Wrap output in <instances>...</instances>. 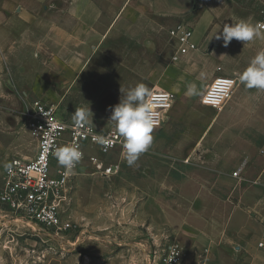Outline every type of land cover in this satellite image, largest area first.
Returning <instances> with one entry per match:
<instances>
[{
	"label": "crops",
	"instance_id": "crops-1",
	"mask_svg": "<svg viewBox=\"0 0 264 264\" xmlns=\"http://www.w3.org/2000/svg\"><path fill=\"white\" fill-rule=\"evenodd\" d=\"M13 1L15 3L11 0H0V76L8 59L18 55L20 59L24 58L19 52L20 46L26 41L28 44H40V58L48 66L51 57L58 58L55 56L57 50L58 55L63 52L65 59L68 56L66 51H74L69 56L68 65L75 69L73 71L76 74L84 58H88L87 52L90 50L86 48L82 51V43L93 44L99 41V36L106 35L115 26V21L119 23L129 10H135L138 15L151 13L158 18L182 22L174 29L185 24L192 26L193 40L198 50L181 56L180 61L171 67L170 74L174 85L170 86L169 91L174 96L189 97L186 94L189 85H194L199 93H205L213 80L221 75L239 80V74L248 67L258 52L264 50V36L246 44L233 39L228 47L223 46L222 39L211 40L217 32L222 33L225 24L238 23L241 20L256 23L264 0H63L68 5L66 10L59 9L62 0ZM113 2L120 6L110 14L108 6ZM105 14H108L110 21L101 35L97 27L103 24ZM35 27H41L40 39L38 32L34 34ZM83 32L89 36L83 38ZM50 43L57 48H51ZM74 73L71 72V76ZM220 111L221 121L229 124L230 130L264 132V90L248 89L240 82L230 101ZM228 145L233 146L232 148L251 147L253 153L244 154L247 151L242 153L239 149L225 150L220 147L221 149L214 150L215 157H201L200 161L238 162L233 173L241 174L247 170L246 174L249 173L252 178L247 185L241 176L235 177L225 172L226 168H211L192 163L191 155L172 158L173 161L163 172L155 164H150L151 159L143 158L133 174L136 176V182L131 183L134 194L131 190L128 193L129 198H136L138 201L137 218L132 216L131 228L136 225L141 228L148 223L145 230L152 233L155 228L164 226L180 237L186 245L194 247L200 245L199 242L205 247L214 248L216 245L234 243L240 248L242 256L248 259L251 258L249 254L252 247L254 252H260L257 242L264 236V171L260 172L254 164L264 162V139L259 142L236 138ZM18 154L16 157L33 160L37 147L33 158L24 156L21 151ZM94 154L96 152L90 150L89 155ZM89 155L82 162V172L79 171L77 179L85 171H88V175L106 178L91 163ZM119 174L118 172L113 176ZM79 193L80 190L74 185L73 199ZM89 193L96 196L101 194L100 191ZM75 219L81 221V216H76ZM73 221L77 226L74 234L48 235L37 225L22 224L0 211V230L20 231L22 235H29L37 242L42 239L43 243L49 245L73 249L81 259L84 249L86 252H95L98 259L113 260L126 255L137 259L139 254L145 257L148 254L149 247L143 239L128 244L123 242L124 244L115 248L113 243L120 242L119 239L115 240L107 234L99 235L91 229L82 228L79 221ZM78 229L81 230L77 232Z\"/></svg>",
	"mask_w": 264,
	"mask_h": 264
},
{
	"label": "rangeland",
	"instance_id": "rangeland-1",
	"mask_svg": "<svg viewBox=\"0 0 264 264\" xmlns=\"http://www.w3.org/2000/svg\"><path fill=\"white\" fill-rule=\"evenodd\" d=\"M11 2L15 3L13 0ZM67 6L63 1L59 9L66 10ZM119 6L118 3H110V14L117 11ZM130 8L133 9V4ZM108 19L110 17L105 14L102 21L104 25L97 27L101 35L110 21ZM116 23L117 20L106 35L99 36V41L93 44L82 43V51L86 48L90 50L87 52L88 58H84L76 74L73 71L75 69L68 65L69 56L74 52L71 50L64 51L68 55L66 59L63 52L58 55L57 50L55 56L58 58L51 57L48 66L40 58V44H28L26 41L20 46L19 52L24 58L20 59L16 52L17 57L8 59L0 76V181L5 165L12 157L19 155L18 151L31 158L35 154L37 143L27 128L28 114L33 102L52 105L57 108L59 115L69 120H73L76 108L90 109L92 113L88 123L105 132L116 130L115 123L110 121L112 109L123 99V94L137 84L144 83L149 88L170 92V86L174 85L170 69L177 64L173 57L179 51L178 41L171 31L182 22L158 18L151 13L138 15L135 10H129ZM186 25L192 28L190 24ZM35 28L34 34L38 32L40 39L41 27ZM82 36L87 38L89 34L83 32ZM53 46L55 45L50 43V47ZM71 72L75 75L71 76ZM205 76L206 73L203 78ZM203 95L200 92L199 95L189 97L175 96L172 108L165 114L161 126L154 129L152 146L133 166L127 164L122 155L123 148H118L106 158L108 163L119 166L118 176L103 178L88 175V171H85L75 179L72 186V200L68 211L72 220L79 221L75 218L81 216L79 223L82 228L119 239L121 243H113L115 248L143 239L149 247L146 257L139 254L137 259L127 255L113 260L98 259L95 252H86L84 249L81 259L73 249L65 250L58 245H49L43 243L42 239L37 242L29 235H22L20 231L1 229L0 264H158L151 253L155 248H163L174 240L185 251L184 264H264L261 253L254 252L253 247L249 254L251 258L248 259L242 256L240 248L234 243L216 245L214 248L205 247L199 242L200 245L194 247L186 245L180 237L164 226L155 228L152 233L145 230L148 223L141 228H137V225L131 228L132 218H137L138 201L136 198H129L128 193L131 190L134 194L131 183L136 182V176L133 174L143 158L151 159L150 164H155L163 172L173 161L172 158L191 155L190 161L198 166L226 168L224 171L232 175L238 162L202 163L201 157H215L214 150L221 148L239 149L242 153L247 151L244 154L253 153L251 147L232 148L228 144L236 138L259 142L264 139V132L230 130L229 124L221 121L220 110L200 104ZM254 165L260 172L264 171V162ZM79 171L82 172L80 169ZM246 171L239 173V176L244 178V184L247 185L252 178ZM262 182L264 183V177ZM74 185L80 193L73 199ZM90 191H100L101 194L92 195ZM144 232L148 234L142 235ZM71 234L74 231L68 235ZM113 251L116 252L115 249Z\"/></svg>",
	"mask_w": 264,
	"mask_h": 264
},
{
	"label": "built area",
	"instance_id": "built-area-1",
	"mask_svg": "<svg viewBox=\"0 0 264 264\" xmlns=\"http://www.w3.org/2000/svg\"><path fill=\"white\" fill-rule=\"evenodd\" d=\"M264 22V6L259 9L258 21ZM177 39L179 51L173 57L178 62L181 56L198 50L193 40L194 31L188 25H180L171 31ZM239 80L230 76H218L205 91L202 105L222 110L233 96ZM166 95L157 109L160 127L165 114L172 108L175 96L168 91L154 89ZM54 127L49 128L50 125ZM27 128L37 143V154L33 160L12 157L6 164L12 165L11 174L4 168L0 181V211L12 220L22 224H34L48 235H67L77 230L76 224L69 215L72 186L79 175L82 162L90 150L96 154L89 155L92 164L106 177L115 175L119 166L108 163L107 157L116 149L122 148L123 137L116 130L99 131L90 123L77 128L74 120L58 114L57 108L40 101L32 103L28 114ZM93 136H105L110 139V146L93 141ZM68 144L79 145L82 159L71 172L58 164L54 151ZM45 146L47 150H45ZM238 177L239 173L233 174ZM257 248L264 256V236L257 242ZM158 264H184L185 251L174 240L165 247L155 248L151 256ZM152 258V257H151Z\"/></svg>",
	"mask_w": 264,
	"mask_h": 264
},
{
	"label": "clouds",
	"instance_id": "clouds-1",
	"mask_svg": "<svg viewBox=\"0 0 264 264\" xmlns=\"http://www.w3.org/2000/svg\"><path fill=\"white\" fill-rule=\"evenodd\" d=\"M261 36H264V22L253 24L241 20L238 23L225 24L222 33L217 32L211 40L222 39L223 46L228 47L233 39L246 44ZM239 80L248 89L264 90V50L258 52L248 67L239 74ZM186 94L199 95L194 85L188 86ZM166 98V95L158 93L144 83H139L123 94V99L112 109L110 121L115 123L116 132L123 137L122 155L129 166H133L152 146L154 129L160 123L157 109L162 106L160 101ZM90 113H92L90 109L76 108L73 120L77 128L88 123ZM52 127L54 126L50 125L49 128ZM92 139L105 146L111 144L110 139L105 136H93ZM53 155L66 172H71L82 159L83 153L79 145L68 144L58 147ZM5 168L11 174L12 165H5Z\"/></svg>",
	"mask_w": 264,
	"mask_h": 264
}]
</instances>
